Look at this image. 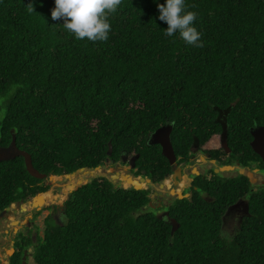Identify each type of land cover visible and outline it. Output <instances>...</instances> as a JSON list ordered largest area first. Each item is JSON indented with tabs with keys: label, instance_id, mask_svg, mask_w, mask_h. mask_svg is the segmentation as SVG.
Returning a JSON list of instances; mask_svg holds the SVG:
<instances>
[{
	"label": "trees",
	"instance_id": "trees-1",
	"mask_svg": "<svg viewBox=\"0 0 264 264\" xmlns=\"http://www.w3.org/2000/svg\"><path fill=\"white\" fill-rule=\"evenodd\" d=\"M186 4L201 48L163 34L154 0H122L106 42L75 40L51 19L54 0H0V149L14 141L47 177L132 157L133 175L158 184L172 168L148 137L171 126L175 154L188 159L194 138L203 146L221 133L222 113L229 148L263 167L249 130L264 127V0ZM238 180L197 179V191L159 218L151 190L97 176L69 195L60 225L45 220L43 238L20 234L6 264H22L31 247L34 264H264V191L248 197ZM42 182L24 158L0 161V212L47 192ZM239 197L248 214L226 233L224 214Z\"/></svg>",
	"mask_w": 264,
	"mask_h": 264
},
{
	"label": "flooded vegetation",
	"instance_id": "flooded-vegetation-1",
	"mask_svg": "<svg viewBox=\"0 0 264 264\" xmlns=\"http://www.w3.org/2000/svg\"><path fill=\"white\" fill-rule=\"evenodd\" d=\"M217 122L221 126V133L210 138L203 146H201L199 141L194 138V142L190 148L188 159H185L183 156L180 155L177 156L173 148L175 163L173 165H170L172 168V174L167 179L163 180L161 183L158 184H153L150 179H149L150 180L149 184L145 182L144 188L147 191L152 189L151 186L159 185L158 190H155L154 188L151 190V193L149 195L150 202L148 204L149 208L153 210H158L157 213L159 218L168 216V213L165 209L168 208L173 202H175V200L188 199L193 195L195 191H197V186H196V184H198V182H196L197 179H200L201 181L204 182L205 185H207V183H211L214 179H218L221 182H223L224 180L228 181L230 179H236L237 181H239L238 178L244 177L247 180L246 182L247 184L242 183L243 181H241V183L246 189L249 190V193L247 195L248 197L253 195H259L260 194L259 191H264V166L261 167L258 162H255L253 160L254 155H252L251 157L249 156L246 157L245 156L246 153L244 151L234 153V151H232V149L229 148L230 129L228 125H227L228 130L226 133L227 138H225L226 141H224L225 140L224 135H222L224 126L226 130V124H227L226 117L222 113H220L219 117L217 118ZM259 128L261 127H254L249 130L250 136L252 138V140L249 142L250 147H251V143L254 141V136L252 135V133L256 132L257 129ZM150 136L148 137L147 144L153 145L150 144ZM224 143H226L227 148L224 147ZM253 153L256 154V156L260 158V160L264 163L263 158H261L254 151ZM124 159L126 160L125 163L123 162ZM131 161L132 163H134L135 160L131 157L129 159L123 158L121 162H117L116 164L110 161H107L106 163L110 162V164H112V166L108 170H115L118 172L120 171L122 173H125L124 171H126L127 174L134 176L132 173V169L134 170V167L133 165H131ZM104 166L105 164L101 166V168H103ZM87 172H91V171L87 170ZM120 174L121 173H119L118 175L120 176ZM140 178L148 179L147 177H140ZM47 180H49V178L43 180V182L39 185L49 186L44 183V181ZM167 181L170 182V186H169L170 188L166 192L165 183ZM80 186L82 185H78L76 188H74L73 190L67 193L66 199L63 201L62 205L60 206L50 205L49 206L50 209L48 210L47 216L44 219L46 220L48 217H52L55 220V222L60 225L62 223V219L60 217L62 216L61 214L64 213L65 203L69 195L73 191L77 190ZM171 188H175V192L172 195H171ZM178 193H181L182 196L188 198L179 199L177 197ZM199 196L207 203H213L215 201V199L208 192H203ZM247 205H248V200L246 199V197H239L236 203L230 205L227 208L224 214V219L231 217L232 221L233 220L241 221V219L244 217L243 215L233 217L231 212L234 209H237L239 211V206H243L246 216L248 214ZM16 212H18L19 214L21 213L19 209ZM9 213L10 211L4 213L3 215L4 217L1 218L0 221L1 220L3 221ZM29 214L31 216L28 223L33 224L32 219L36 218V214H38V211L35 209L33 210L31 209ZM24 228L26 230L29 229L28 226ZM24 228L19 229L15 233V235L21 233ZM30 228H32V226ZM27 233H30L31 241L34 243L31 237L32 231H28ZM35 237L37 238L38 234H35ZM17 240L19 242V239ZM17 240L13 241L12 243L13 254L8 256L6 261H9L11 257L19 253L18 248L16 247ZM29 249L23 251L21 260L23 258L24 253L27 252ZM29 258L30 255L27 252L26 254L27 264Z\"/></svg>",
	"mask_w": 264,
	"mask_h": 264
},
{
	"label": "clouds",
	"instance_id": "clouds-1",
	"mask_svg": "<svg viewBox=\"0 0 264 264\" xmlns=\"http://www.w3.org/2000/svg\"><path fill=\"white\" fill-rule=\"evenodd\" d=\"M154 2L158 8L159 21L167 24L166 30H163L165 36L174 37L178 34L179 38L187 45L197 48L204 46L201 39L202 34L195 27L197 13L188 10L186 0H164L162 4L159 3V0H154ZM54 4L55 6L51 11V19L53 21L63 20V24L60 25L72 34L75 40L81 41L86 39L91 42H106L109 39L111 31L109 16L117 12L122 4V0H54ZM28 10L34 11L33 6ZM38 195L30 201L34 200ZM28 201L11 204L8 207L9 211L14 204H22ZM6 209L1 212H8ZM22 210L26 211L27 209L22 207ZM3 215L1 218H3ZM12 223L16 224V222Z\"/></svg>",
	"mask_w": 264,
	"mask_h": 264
},
{
	"label": "rangeland",
	"instance_id": "rangeland-1",
	"mask_svg": "<svg viewBox=\"0 0 264 264\" xmlns=\"http://www.w3.org/2000/svg\"><path fill=\"white\" fill-rule=\"evenodd\" d=\"M11 155L12 154L9 152V150L0 149V160L10 157ZM123 162H126V160L124 159ZM131 165H133L132 161H131ZM105 166L103 168L100 167L91 172L80 171L74 175H71L63 179L57 178L56 180H53L52 178L47 181H44L45 184L50 186L47 192L49 194H45V196H39L38 200L35 202V204H37L35 206L34 205L32 206L33 200L32 201L29 200L28 202L22 204L21 203L14 204L11 207L12 209L10 210V213L7 215V217L3 221L2 220L0 221V263L5 264L7 257L10 256V254H13L12 243L14 240L16 241L17 239H19L20 234H22L23 236H28L27 232L32 231L31 237L34 242L37 240V238H43L44 227H45L44 218L47 216L48 210L50 209L49 206L62 205L63 201L66 199L67 193L73 190L74 188H76L78 185H84L90 183L98 175L105 176L115 185V187L128 186L131 184L130 180H124L123 182L122 181L119 182L118 179L114 178L115 176L114 170H108L112 166L110 162L105 163ZM165 184H166L165 191L167 192L168 189L170 188L169 187L170 182L167 181ZM158 186L159 185H154L151 187L152 189L154 188L155 190H158ZM172 192L173 193L175 192V188H171V193ZM22 207H25L27 210L23 211ZM18 209L21 211L20 214L16 212ZM31 209L32 210L35 209L39 211V214L36 216V218L32 219L33 224L28 223L31 216L29 214ZM231 213L233 217L240 215L245 216V210L243 206H239V211L237 209H234L232 210ZM12 222H16V224H13ZM233 222L234 220L232 221L231 217L225 219L224 227L226 233H230L229 231H227L228 229L232 230L233 227L231 224ZM26 226L29 227L28 230L24 228ZM31 226L32 228H30ZM21 228H24L23 231L15 235V233ZM35 234H38L37 238L35 237ZM27 252L30 255V258L28 259V264H34L33 258L31 257V254L33 252L32 247Z\"/></svg>",
	"mask_w": 264,
	"mask_h": 264
},
{
	"label": "water",
	"instance_id": "water-1",
	"mask_svg": "<svg viewBox=\"0 0 264 264\" xmlns=\"http://www.w3.org/2000/svg\"><path fill=\"white\" fill-rule=\"evenodd\" d=\"M227 130H228V126L226 124V130H225V126H224L223 127V132H222V135H224V139L227 138L226 137ZM171 133H172V127L171 126H164V127L160 128V129H158L156 132H154L150 136V144L159 145L160 148H161V151H162V155L168 160L170 165H173L175 163V156H174L173 147H172L171 138H170ZM252 135L254 136V141L251 143L252 150L255 153H257L264 160V127H261L259 129H257V131L253 132ZM224 141H226V139ZM224 147L227 148L226 143H224ZM5 150H9V152L12 155L10 157H7V158L2 159V160H8V159H10L12 157H15V156L24 158V163H25L26 170H27L28 174L31 177L35 178V179L45 180L47 178H49V179L54 178L53 180H56L57 178H64V177L67 178V177L71 176V175H66V176H60V177H53V176L47 177L44 174H40L33 167L31 156L29 154H27L26 152L19 150L16 147L14 141H12L10 147L8 149H5ZM111 153H112V145L109 144L108 155H111ZM2 160H0V161H2ZM133 167H134V163H133ZM81 171L86 172L85 169H82ZM114 172H115L114 178L118 179L119 181L123 182V180H130V182H131L130 188H132V189H134L136 191L143 190L142 188L139 187L140 184L138 183V181H136V179H139V177H134L132 175H129V174L126 173V171H124L125 173H122L120 171L118 172V171L114 170ZM119 173L122 174V175L120 174L121 177L118 175ZM141 182H143V183L146 182V183L149 184L150 180L141 178ZM39 196L40 195H38V197ZM38 197H36L33 200L32 206L33 205L34 206L37 205V204H35V201L38 199ZM177 197L179 199L188 198V197L182 196L181 193H178ZM6 210L9 211V208H7ZM37 210H38V208H37ZM3 213L4 212H0V218L2 217ZM173 224L175 226V223H173ZM26 254H27V252H25L24 255H23L22 264H27V262H26Z\"/></svg>",
	"mask_w": 264,
	"mask_h": 264
},
{
	"label": "bare ground",
	"instance_id": "bare-ground-1",
	"mask_svg": "<svg viewBox=\"0 0 264 264\" xmlns=\"http://www.w3.org/2000/svg\"><path fill=\"white\" fill-rule=\"evenodd\" d=\"M124 181V180H123ZM136 181H138V183L140 184V188H142V189H144V186H145V182L143 183V182H141V179L139 178V179H137ZM121 184V183H120ZM130 186H131V184L130 185H128V186H121L122 188H125V189H127V187H129L130 188ZM128 188V189H129ZM49 194V193H48ZM40 196H45L44 194L43 195H40ZM38 200V199H37Z\"/></svg>",
	"mask_w": 264,
	"mask_h": 264
}]
</instances>
